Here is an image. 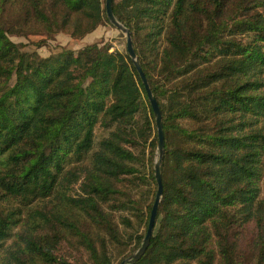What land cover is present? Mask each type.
I'll list each match as a JSON object with an SVG mask.
<instances>
[{
    "label": "trees",
    "instance_id": "16d2710c",
    "mask_svg": "<svg viewBox=\"0 0 264 264\" xmlns=\"http://www.w3.org/2000/svg\"><path fill=\"white\" fill-rule=\"evenodd\" d=\"M105 4L0 0V264H74L66 246L75 264H114L147 234L159 137L128 53L95 43L42 57L10 38L83 39L111 24ZM113 10L165 132L163 199L136 264H264V0Z\"/></svg>",
    "mask_w": 264,
    "mask_h": 264
},
{
    "label": "rangeland",
    "instance_id": "374dc122",
    "mask_svg": "<svg viewBox=\"0 0 264 264\" xmlns=\"http://www.w3.org/2000/svg\"><path fill=\"white\" fill-rule=\"evenodd\" d=\"M10 38L13 42L22 44L25 51H37L42 57H48L52 54L59 53L63 49L78 52L85 46L95 43H105L111 46L112 51L127 53V39L125 34L116 29L112 24H105L100 26L95 32L87 35L83 39H74L67 33H60L49 39L37 35H10ZM261 169L263 172L261 197L264 199V159ZM16 230L17 229H15V231ZM8 242L11 243L10 240ZM139 247L140 246L135 247V245H131L128 249H115L113 251L114 264H120L123 260L131 257L139 249ZM63 255L71 260V262H73L74 264L75 262L80 263L82 258L80 256L81 254L76 249H69L67 246L64 248ZM84 261L87 262V259H84Z\"/></svg>",
    "mask_w": 264,
    "mask_h": 264
},
{
    "label": "water",
    "instance_id": "95a60500",
    "mask_svg": "<svg viewBox=\"0 0 264 264\" xmlns=\"http://www.w3.org/2000/svg\"><path fill=\"white\" fill-rule=\"evenodd\" d=\"M113 5H114V0H106V11H107V16L110 21V23L119 31H121L123 34H125L126 39H127V53L129 57L131 58L132 62L134 63V66L136 67L142 82L145 86V89L147 91L148 98L150 100L155 118H156V125H157V130H158V137H159V144L157 148V153H156V159H155V178L158 184V192L156 195L155 203L151 212V218L147 230V234L140 245L139 249L129 258L123 260L120 264H136L138 263L142 257L146 254L150 243L151 239L154 233L157 217H158V210L160 207V204L163 199V194H164V187H163V179H162V163L164 160V154H165V132H164V127H163V114L161 107L154 97V94L150 88L148 79L146 77L145 72L143 71L142 64L139 60V57L135 51L134 47V42H133V37L130 29H128L124 24H122L115 16L114 10H113Z\"/></svg>",
    "mask_w": 264,
    "mask_h": 264
}]
</instances>
